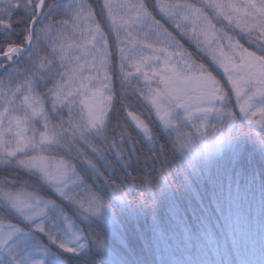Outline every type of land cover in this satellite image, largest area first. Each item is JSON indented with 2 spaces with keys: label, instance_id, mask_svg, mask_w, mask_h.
<instances>
[{
  "label": "snow or ice",
  "instance_id": "1",
  "mask_svg": "<svg viewBox=\"0 0 264 264\" xmlns=\"http://www.w3.org/2000/svg\"><path fill=\"white\" fill-rule=\"evenodd\" d=\"M257 188L264 0H0V264H254Z\"/></svg>",
  "mask_w": 264,
  "mask_h": 264
},
{
  "label": "trees",
  "instance_id": "2",
  "mask_svg": "<svg viewBox=\"0 0 264 264\" xmlns=\"http://www.w3.org/2000/svg\"><path fill=\"white\" fill-rule=\"evenodd\" d=\"M248 151L251 152V149L249 148ZM246 163H248L247 160ZM251 166L256 172L257 177H259L261 159L258 154L253 153ZM239 212L244 230L249 234L250 237L246 255L254 262V264H259V261L264 259V247L261 245V207L259 188L255 190L254 198L250 193L241 201ZM249 214H251L253 217L251 224L247 222V217ZM125 223L127 226V235L133 241L137 249H139L142 242L137 239V233L142 229L146 231L147 225L143 222L138 223L135 221H126ZM174 228V223L167 216H165L161 222V239L155 246V255L149 256V259L155 260L156 264H159L161 259L183 262L185 260L194 258V253L192 250H186L183 245H178L176 240L171 238V233ZM97 231H100V229H97ZM107 239L109 244L118 250V242L112 240L110 233L108 234ZM233 256L234 254H230V258Z\"/></svg>",
  "mask_w": 264,
  "mask_h": 264
},
{
  "label": "rangeland",
  "instance_id": "3",
  "mask_svg": "<svg viewBox=\"0 0 264 264\" xmlns=\"http://www.w3.org/2000/svg\"><path fill=\"white\" fill-rule=\"evenodd\" d=\"M103 222V220H101Z\"/></svg>",
  "mask_w": 264,
  "mask_h": 264
}]
</instances>
